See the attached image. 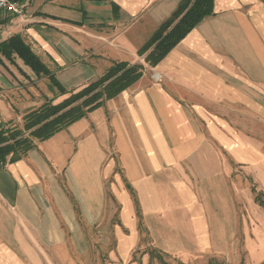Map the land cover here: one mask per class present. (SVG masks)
Listing matches in <instances>:
<instances>
[{
    "label": "crops",
    "instance_id": "obj_1",
    "mask_svg": "<svg viewBox=\"0 0 264 264\" xmlns=\"http://www.w3.org/2000/svg\"><path fill=\"white\" fill-rule=\"evenodd\" d=\"M17 1L22 15L0 13V128L22 129L24 118L54 96L47 78L3 49L14 36L69 92L104 76L113 62L146 70L104 107L36 142L20 161L8 157L0 170V264H53L67 233H82L65 184L75 197L80 192L85 221L98 223L114 174L111 150L138 189L144 216L180 209L186 218H175L177 232L195 234L203 251L222 247L224 238L213 244L214 213L194 181L224 183L227 168L236 166L264 191V0H216L214 15L156 67L139 52L182 0ZM119 199L135 232L133 204L126 194ZM135 243L134 236L120 242L122 259Z\"/></svg>",
    "mask_w": 264,
    "mask_h": 264
},
{
    "label": "rangeland",
    "instance_id": "obj_2",
    "mask_svg": "<svg viewBox=\"0 0 264 264\" xmlns=\"http://www.w3.org/2000/svg\"><path fill=\"white\" fill-rule=\"evenodd\" d=\"M224 155L229 162L227 153ZM107 158L114 161L115 168L105 183L107 206L97 224L89 225L85 221L80 192L75 197L65 184L66 194L77 209V219L82 220V233H67V247L54 251L53 264H264V209L255 201L256 194L264 191L244 169L227 168L224 183L220 177L205 186L200 180L194 181L199 186L200 201L205 198L214 213L210 218L213 244L221 246L220 239L224 238L222 247L203 251L195 234L177 232L173 226L175 218L185 221L186 213L181 214L180 209L169 207L154 220L144 216L138 189L125 176L118 154L111 150ZM125 194L134 207L135 232L123 219L124 203L119 198ZM169 194V198L174 196L170 190ZM166 201L163 198V203ZM133 236L136 243L129 256L122 259L118 252L120 242Z\"/></svg>",
    "mask_w": 264,
    "mask_h": 264
},
{
    "label": "trees",
    "instance_id": "obj_3",
    "mask_svg": "<svg viewBox=\"0 0 264 264\" xmlns=\"http://www.w3.org/2000/svg\"><path fill=\"white\" fill-rule=\"evenodd\" d=\"M215 3L216 0H182L172 16L140 50L139 56L145 57V64L156 67L189 33L214 15ZM2 47L17 54L39 79L47 78L49 91L54 95L24 118L22 129L0 128V159L6 161L11 156V163L23 159L36 147V142L51 139L90 113L104 107L108 101L134 86L146 70L142 63L113 62L104 76L74 93L60 85L55 74L20 35L4 42ZM64 96H67L64 101L55 104ZM255 201L264 209V194H256Z\"/></svg>",
    "mask_w": 264,
    "mask_h": 264
},
{
    "label": "built area",
    "instance_id": "obj_4",
    "mask_svg": "<svg viewBox=\"0 0 264 264\" xmlns=\"http://www.w3.org/2000/svg\"><path fill=\"white\" fill-rule=\"evenodd\" d=\"M0 13L3 15H22L21 4L17 0H0ZM8 160L0 159V170L6 167Z\"/></svg>",
    "mask_w": 264,
    "mask_h": 264
}]
</instances>
